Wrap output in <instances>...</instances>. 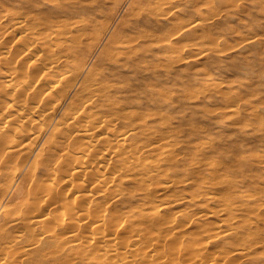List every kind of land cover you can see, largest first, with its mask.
Returning a JSON list of instances; mask_svg holds the SVG:
<instances>
[{
	"label": "bare ground",
	"instance_id": "bare-ground-1",
	"mask_svg": "<svg viewBox=\"0 0 264 264\" xmlns=\"http://www.w3.org/2000/svg\"><path fill=\"white\" fill-rule=\"evenodd\" d=\"M81 6L80 0H0V264H264L259 222L226 219L225 231L205 224L189 236L177 219L163 217L165 204L119 214L123 191L166 190L153 179L165 171L160 156H173V149L161 145V125H150L162 115L144 111L158 105L154 94L142 99L102 71L132 53L133 42L114 40L113 48L108 41L91 65L110 29L102 35L89 20L62 19ZM166 9L162 18L170 16ZM208 29L188 20L163 42L171 47ZM139 220L147 222L143 228Z\"/></svg>",
	"mask_w": 264,
	"mask_h": 264
},
{
	"label": "rangeland",
	"instance_id": "rangeland-1",
	"mask_svg": "<svg viewBox=\"0 0 264 264\" xmlns=\"http://www.w3.org/2000/svg\"><path fill=\"white\" fill-rule=\"evenodd\" d=\"M197 1L171 0L168 19L162 18V7L169 6L164 0H80L78 14L62 18L89 20L102 35L110 29L101 47L96 46L94 31L84 32L94 33L89 42L100 47L91 65L108 41L113 48L117 41L133 42V54L117 56L119 64L107 63L100 70L110 72L113 83L122 80L137 90L142 99L154 94L158 105L151 104L144 111L162 115L163 122L150 125H161L164 140L160 143L165 151L173 149V156H160L168 164H162L168 174L164 171L153 179L161 187L167 184L166 190L159 196H146L137 188L123 191L118 213L141 204H165L163 217L177 219L176 225L184 226L182 231L189 236L205 224L225 231L226 219L264 226V0ZM188 20H202L209 29L195 39L178 37L171 47L163 42ZM205 76L213 77L212 81L207 82ZM146 223L139 220L138 226ZM116 231L121 236V230Z\"/></svg>",
	"mask_w": 264,
	"mask_h": 264
}]
</instances>
